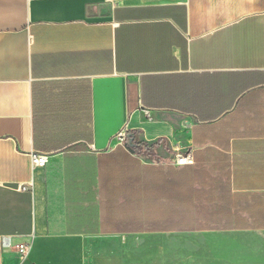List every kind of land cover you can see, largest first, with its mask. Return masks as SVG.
<instances>
[{"label":"crops","instance_id":"1","mask_svg":"<svg viewBox=\"0 0 264 264\" xmlns=\"http://www.w3.org/2000/svg\"><path fill=\"white\" fill-rule=\"evenodd\" d=\"M253 231L264 0H0V264H154L133 236Z\"/></svg>","mask_w":264,"mask_h":264},{"label":"rangeland","instance_id":"2","mask_svg":"<svg viewBox=\"0 0 264 264\" xmlns=\"http://www.w3.org/2000/svg\"><path fill=\"white\" fill-rule=\"evenodd\" d=\"M132 240L139 244L140 254L154 253V264L164 259L176 258L189 260L191 256L206 258H222L230 255L250 258L254 264L264 258V234L258 232H237L206 235H169V236H133ZM207 245L218 250H203L199 246ZM210 248V247H209ZM144 255H140L143 258ZM146 257V256H145Z\"/></svg>","mask_w":264,"mask_h":264},{"label":"built area","instance_id":"3","mask_svg":"<svg viewBox=\"0 0 264 264\" xmlns=\"http://www.w3.org/2000/svg\"><path fill=\"white\" fill-rule=\"evenodd\" d=\"M32 160H33V164L36 167H45L46 163L48 162V157L47 154H43V153H38V152H34L31 154ZM192 161V157L190 155L188 156H177L176 158V164L179 165H184V164H188V162ZM22 190H29L28 186L25 185H21L20 187ZM29 246L27 244H19L17 246V249L19 252L22 253V255L27 254Z\"/></svg>","mask_w":264,"mask_h":264},{"label":"trees","instance_id":"4","mask_svg":"<svg viewBox=\"0 0 264 264\" xmlns=\"http://www.w3.org/2000/svg\"><path fill=\"white\" fill-rule=\"evenodd\" d=\"M130 133H132L134 135V138H135V132H130ZM127 140H128V138H127ZM133 143H134V146H133L134 153H136V154L145 153V154H148V155L153 156V157L157 156V153L155 152L157 143L150 145L148 142H145V141L138 142V141H136V138L133 141Z\"/></svg>","mask_w":264,"mask_h":264},{"label":"water","instance_id":"5","mask_svg":"<svg viewBox=\"0 0 264 264\" xmlns=\"http://www.w3.org/2000/svg\"><path fill=\"white\" fill-rule=\"evenodd\" d=\"M126 138H128L127 143H126L127 144V149L130 152L134 153V149H133V146H134L133 141L135 140L134 135L132 133H127V137Z\"/></svg>","mask_w":264,"mask_h":264}]
</instances>
